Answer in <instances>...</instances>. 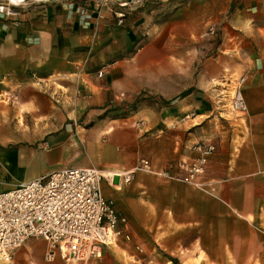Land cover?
I'll use <instances>...</instances> for the list:
<instances>
[{
    "label": "crops",
    "instance_id": "0c3cea01",
    "mask_svg": "<svg viewBox=\"0 0 264 264\" xmlns=\"http://www.w3.org/2000/svg\"><path fill=\"white\" fill-rule=\"evenodd\" d=\"M72 1L0 20V193L147 159L150 172L104 196L129 240L84 264H264V0H158L124 26L97 0ZM243 75L246 112L220 118L214 99ZM198 144L215 146L211 195L158 176ZM46 251L30 239L9 264H65Z\"/></svg>",
    "mask_w": 264,
    "mask_h": 264
},
{
    "label": "built area",
    "instance_id": "2783aa9c",
    "mask_svg": "<svg viewBox=\"0 0 264 264\" xmlns=\"http://www.w3.org/2000/svg\"><path fill=\"white\" fill-rule=\"evenodd\" d=\"M158 0H97L99 7H109L117 26H124L132 14L154 5ZM50 3L74 4L72 0H2L0 20L15 19L19 12L31 5ZM97 76H103L102 71ZM246 77L229 80L222 86L232 114L246 112L242 87ZM195 157L177 165L175 173L158 174L167 181H179L212 194L205 180L213 144H198L191 149ZM147 159L128 171H107L96 168H62L46 176L25 182L0 193V263H8L10 254L30 239L47 244L44 259L57 258L65 264L97 260L104 247L120 237L129 240L128 222L116 210L114 202L102 194V183L115 186L129 184L136 172H150ZM117 185V184H116Z\"/></svg>",
    "mask_w": 264,
    "mask_h": 264
},
{
    "label": "rangeland",
    "instance_id": "374dc122",
    "mask_svg": "<svg viewBox=\"0 0 264 264\" xmlns=\"http://www.w3.org/2000/svg\"><path fill=\"white\" fill-rule=\"evenodd\" d=\"M0 1H2V0H0ZM157 3H158V1L154 4V6H156ZM139 46L140 45L138 43L134 44L133 49H132L133 53H135L138 50ZM223 94H224V92H219L218 96L214 99V105L216 106L215 110H216L217 115L220 118L225 119L227 121L234 120L235 118L240 117L241 115H243V114H240V113H236V114H232L231 113V111L229 110L228 102H227L226 98H223L224 97ZM114 184L118 185L119 182L117 180H115ZM121 186H123V185H121ZM102 193L104 194V196H107V195L110 196L113 193L112 188L108 185L107 182H103L102 183ZM101 259H102V257L97 259V260L79 261V262H76L74 264H84V263H88V262H91V261H100ZM2 264H9V262L8 263H2Z\"/></svg>",
    "mask_w": 264,
    "mask_h": 264
},
{
    "label": "bare ground",
    "instance_id": "6f19581e",
    "mask_svg": "<svg viewBox=\"0 0 264 264\" xmlns=\"http://www.w3.org/2000/svg\"><path fill=\"white\" fill-rule=\"evenodd\" d=\"M105 173V175H108V174H106L107 173V171L106 172H104Z\"/></svg>",
    "mask_w": 264,
    "mask_h": 264
}]
</instances>
